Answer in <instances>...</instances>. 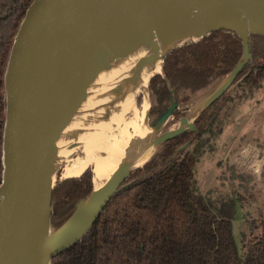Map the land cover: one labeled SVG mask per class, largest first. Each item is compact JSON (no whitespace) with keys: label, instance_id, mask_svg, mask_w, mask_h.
Returning a JSON list of instances; mask_svg holds the SVG:
<instances>
[{"label":"trees","instance_id":"1","mask_svg":"<svg viewBox=\"0 0 264 264\" xmlns=\"http://www.w3.org/2000/svg\"><path fill=\"white\" fill-rule=\"evenodd\" d=\"M34 1L0 0V187L7 110L5 75ZM249 50L251 60L230 88L240 81L255 88L263 82L264 37L251 35ZM243 54L241 38L223 29L170 51L164 57L162 73L149 81V121L164 116L173 103L176 109L171 117L177 121L187 117L186 111H179L180 105L222 84L242 62ZM226 93L198 116L194 130L167 140L143 167L131 172L84 238L54 256L50 264H264V219L261 234L251 241L243 257L233 232L237 201H210L196 186L195 167L207 145L203 136L222 108ZM93 177V167H89L81 177L54 188L53 232L90 198Z\"/></svg>","mask_w":264,"mask_h":264},{"label":"water","instance_id":"2","mask_svg":"<svg viewBox=\"0 0 264 264\" xmlns=\"http://www.w3.org/2000/svg\"><path fill=\"white\" fill-rule=\"evenodd\" d=\"M183 14L231 16L237 20L236 26L211 27L200 40L223 29L235 32L244 42L242 62L213 92L201 114L228 91L251 60L250 36L264 37V0L34 1L15 40L5 75L7 110L3 137L4 177L0 187V264H50L54 256L84 238L131 173L115 178L99 193L93 190L69 221L58 231H52L50 218L55 187L49 169L54 150L49 103L57 81L65 75L76 76L78 71L73 66L78 59L104 45L108 35L127 24ZM143 29L151 32L154 27L144 24ZM176 37L178 35L171 41ZM169 52L162 56L163 61ZM175 109L173 103L160 119L172 116ZM189 119L181 120L188 123ZM194 129L191 122L187 130L163 135L167 137L160 143Z\"/></svg>","mask_w":264,"mask_h":264},{"label":"bare ground","instance_id":"3","mask_svg":"<svg viewBox=\"0 0 264 264\" xmlns=\"http://www.w3.org/2000/svg\"><path fill=\"white\" fill-rule=\"evenodd\" d=\"M144 24H152L153 31H145ZM236 24L237 20L231 16L212 14H199L196 17L194 14H183L172 18L138 20L108 35L104 45L93 48L79 58L73 66L78 71V77L74 80L76 89L81 87L78 78L82 67L85 64L100 65L97 61L99 57L110 65L107 68V72L109 70L111 73L110 86L102 85L107 87L105 89L87 88L73 105L69 140L73 137L79 139L72 154L82 150L75 164L65 168L63 180L79 178L93 166L94 191L99 193L115 178L124 177L143 167L151 159L156 146L167 137L160 136L161 125L152 127L148 119L151 107L148 85L150 79L162 70L165 49L162 50L161 46L170 44V47H177L195 42L211 27L233 28ZM247 30L252 29L247 27ZM174 35L178 37L171 41ZM95 86H98L97 83ZM140 95L142 98L139 102ZM211 98L212 94L206 96L192 112L189 122L182 123L169 134L187 130ZM53 151L49 161L50 170L72 157L64 147L60 154L54 155ZM54 183L53 175V186Z\"/></svg>","mask_w":264,"mask_h":264},{"label":"rangeland","instance_id":"4","mask_svg":"<svg viewBox=\"0 0 264 264\" xmlns=\"http://www.w3.org/2000/svg\"><path fill=\"white\" fill-rule=\"evenodd\" d=\"M161 48L165 49L164 56L173 47L169 44ZM97 61L100 65L85 64L82 67L78 78L79 82L81 81V87L76 89L74 82L78 76L68 78L67 75L61 77L55 85L49 103V128L52 132L53 154H60L64 147V150L72 157H68L65 162L62 161L56 168L51 169L55 179L54 187L64 182L65 168L75 164L82 150L79 149L72 154L75 145L79 144V139L73 137L71 141L69 140L71 131L69 129L72 126L70 120L73 117L70 116L73 115L72 108L75 107L73 105L87 88L105 89L110 86L111 73L109 70V73L107 72L110 65H107V62L105 63L100 57ZM102 80H105L104 83L101 82ZM96 83L98 86H95ZM104 84L107 87H103ZM217 89L218 87L191 97L189 103L180 105L179 111L182 114L186 111V118H190L196 106ZM140 96L139 101L142 98V95ZM225 99L209 131L203 136L207 145L195 167V181L198 192L210 201L228 199L237 201L233 232L238 249L244 257L248 245L261 234L260 222L264 219V80L257 88L240 81L229 89ZM181 124L182 120L177 121L171 116L149 121L152 127L161 125L160 136L175 131ZM161 146L162 143L156 146L153 155Z\"/></svg>","mask_w":264,"mask_h":264}]
</instances>
